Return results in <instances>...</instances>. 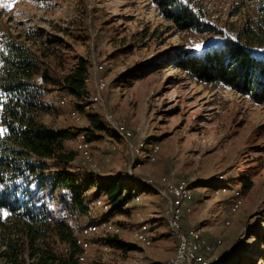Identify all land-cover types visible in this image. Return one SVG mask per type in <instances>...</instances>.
<instances>
[{
	"label": "rangeland",
	"instance_id": "rangeland-1",
	"mask_svg": "<svg viewBox=\"0 0 264 264\" xmlns=\"http://www.w3.org/2000/svg\"><path fill=\"white\" fill-rule=\"evenodd\" d=\"M202 4L203 20L211 31L182 33L148 0H0V49L3 32L39 58V51L48 48L51 54L44 68L57 80L71 74L79 59L87 62L89 71L94 65L104 68L99 76L108 88L100 103L92 101L90 80L82 99L72 97L62 85H47L44 98L52 112L42 117L43 123L74 135L65 145L67 152L75 154L68 170L80 179V188L88 189L83 192L85 204L100 197L108 202L105 196L95 197L88 178L109 174L123 181L126 192L139 195L142 204L155 201L151 209L157 216L163 213L166 220L145 218L154 240L151 247L134 241V232L131 237L123 235L131 246L126 251L107 248L102 238L93 237L89 264H169L177 237L168 227L165 211L169 191L181 183L189 186L195 200L189 214L195 227L187 228L184 222L183 227L199 231L216 245L210 264H264V107L227 88L191 80L169 56L172 50L190 54L219 45L250 14L245 0H203ZM28 32L43 34L42 43L28 41ZM135 69L133 75L119 78ZM73 111L80 114V121L70 116ZM90 115L98 116L106 131L92 142V161L83 164L74 141L85 137ZM116 124L131 130L134 141L146 143L140 155L127 153L115 133ZM154 146L156 162L152 163L149 155ZM47 166L44 176L61 168L52 162ZM146 180L156 182V192L137 183ZM245 183L252 184L249 191H244ZM224 188L229 193L222 194ZM235 189L242 191L243 203L231 213ZM63 195L70 202L68 192L57 190L50 208L77 231L89 217L87 212L64 211L57 201ZM93 214L110 218V212L101 209ZM120 215L111 216L121 224Z\"/></svg>",
	"mask_w": 264,
	"mask_h": 264
},
{
	"label": "trees",
	"instance_id": "trees-1",
	"mask_svg": "<svg viewBox=\"0 0 264 264\" xmlns=\"http://www.w3.org/2000/svg\"><path fill=\"white\" fill-rule=\"evenodd\" d=\"M148 1L179 32L211 31L203 20V0ZM245 3L250 15L232 37L198 53L184 54L177 49L169 56L175 68L191 80L227 88L264 107V0ZM26 39L40 44L44 37L40 32H28ZM49 51L44 47L39 58L9 33L1 35L0 264H81L83 251L77 245L74 227L68 220L55 217L50 208L55 191L61 190L68 192L71 199L68 202L64 195L57 198L64 211L87 212L83 192L88 189L80 188V179L68 170L75 154L67 152L65 145L74 135L69 130L47 126L42 117L52 112L44 103L46 86L62 85L72 97L82 99L89 70L87 62L79 59L71 74L57 80L44 68ZM137 69L119 78L133 75ZM89 119L90 128L84 133L92 143L102 138L106 128L98 116L90 115ZM47 162L61 168L52 176H44ZM88 179L90 189H96L95 197L107 198L110 215L124 214L133 191L126 192L119 177ZM82 185L85 186L83 182ZM251 188V183L244 184V191ZM103 245L118 251L131 248L118 236L103 240Z\"/></svg>",
	"mask_w": 264,
	"mask_h": 264
},
{
	"label": "built area",
	"instance_id": "built-area-1",
	"mask_svg": "<svg viewBox=\"0 0 264 264\" xmlns=\"http://www.w3.org/2000/svg\"><path fill=\"white\" fill-rule=\"evenodd\" d=\"M104 71L102 65L95 66L91 71H89V76L86 83L93 82L94 92L92 96V101L94 103H100L102 101L103 95L105 94L108 83L100 78V74ZM66 104V101L63 102V105ZM70 116L76 120L80 121L81 116L77 111L71 112ZM115 133L121 139L124 144V147L128 154L133 157L138 156L142 153L144 148L146 147V143L144 141H134V134L131 130H129L123 124H116ZM75 150L79 154L80 159L83 164L90 163L92 161V143L87 141L84 136L78 137L74 141ZM150 161L152 163L156 162V146H154L149 155ZM138 185L146 188V191L153 190L156 192V182L153 180L146 181H137ZM178 196V195H177ZM133 201L138 206L142 205V199L139 195L133 196ZM87 208V215L89 217V221L82 228L75 230V237L77 240V245L82 249L83 254L80 256L81 264H89L88 262V253L94 246L92 242V238L95 236H99L102 240H106L115 236L121 237L124 234V226L120 223H116L110 218L101 217L98 214H93L95 209H101L104 212H110L111 205L109 202H104L101 197L97 198L94 201L88 202L85 204ZM129 203L124 207V209L128 208ZM131 216L136 220L139 229L134 231L133 237L134 240L138 241L141 244H144L147 247H151L154 244V240L150 235V226L146 219L141 215L140 212H131ZM173 220L182 219L180 216H175V213H172ZM70 225L73 226L72 222H69ZM74 227V226H73ZM178 236H183L184 232L178 231ZM109 248L108 246L104 245ZM184 261H188L187 258ZM190 264H194L190 262Z\"/></svg>",
	"mask_w": 264,
	"mask_h": 264
},
{
	"label": "bare ground",
	"instance_id": "bare-ground-1",
	"mask_svg": "<svg viewBox=\"0 0 264 264\" xmlns=\"http://www.w3.org/2000/svg\"><path fill=\"white\" fill-rule=\"evenodd\" d=\"M222 194L229 193L228 188L221 190ZM178 195V196H177ZM231 213H235L243 203L242 191L235 189L232 197ZM193 194L188 185L181 183L169 191V206L165 211L168 220V227L177 237V245L174 255L169 264H210V256L214 253L216 245L210 243L200 232L192 229H184L183 222L185 216L192 213ZM180 216L182 219L172 218ZM178 231L184 232L183 236H178ZM219 244V242H217ZM188 261H184V260Z\"/></svg>",
	"mask_w": 264,
	"mask_h": 264
},
{
	"label": "crops",
	"instance_id": "crops-1",
	"mask_svg": "<svg viewBox=\"0 0 264 264\" xmlns=\"http://www.w3.org/2000/svg\"><path fill=\"white\" fill-rule=\"evenodd\" d=\"M109 176L110 175L108 174V175H103L102 177H109ZM151 201L147 205L142 204L141 206H138L136 203H134L133 196H132V200L129 202L128 208L124 209V214H121L120 217H119V222H122L121 224L122 225H125L124 228L126 230H128L127 231L128 233H126V230H125V232H124L123 235H127V236L131 237V233L134 232L136 230V228L138 227V224H137L136 220L131 216V212H140L141 215L144 218H146V219L148 217H152V219L153 220H156V221H158L159 218H162V219L165 220V218L163 217V213H161L160 216H157L154 213L155 211H153L151 209V207H153V204L156 203L155 201L154 202L152 201L153 203H151ZM194 205H195V200L193 201V208H194ZM110 218L113 220V218H112L111 215H110ZM113 221H115V219ZM193 225H194V219H193V217H190L189 215L185 216V218H184V226L187 227V228H194L195 226H193ZM156 227H157V223H156ZM123 235L120 237L121 239H123ZM132 239L134 240V237L133 236H132ZM174 240H175V242H174V249H173L174 251L172 253H170V257L169 258H171L174 255L175 250H176L177 240H176V238ZM123 241L125 242V240H123Z\"/></svg>",
	"mask_w": 264,
	"mask_h": 264
},
{
	"label": "snow or ice",
	"instance_id": "snow-or-ice-1",
	"mask_svg": "<svg viewBox=\"0 0 264 264\" xmlns=\"http://www.w3.org/2000/svg\"><path fill=\"white\" fill-rule=\"evenodd\" d=\"M198 48L200 47V46H197Z\"/></svg>",
	"mask_w": 264,
	"mask_h": 264
}]
</instances>
